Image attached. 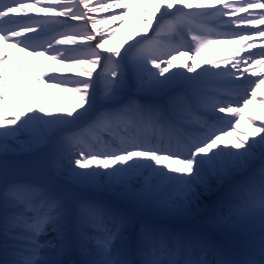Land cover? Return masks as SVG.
<instances>
[{"label":"snow or ice","instance_id":"obj_1","mask_svg":"<svg viewBox=\"0 0 264 264\" xmlns=\"http://www.w3.org/2000/svg\"><path fill=\"white\" fill-rule=\"evenodd\" d=\"M220 44L235 47L197 61ZM53 90L75 104L61 107ZM256 104L264 109V0H0V264H66L73 246L84 257L73 264H264ZM44 146L52 158L40 178L9 162ZM255 159L258 179L229 205L238 222L259 220L243 259L198 232L137 227L114 204L57 183L70 175L181 213L209 175Z\"/></svg>","mask_w":264,"mask_h":264},{"label":"bare ground","instance_id":"obj_2","mask_svg":"<svg viewBox=\"0 0 264 264\" xmlns=\"http://www.w3.org/2000/svg\"><path fill=\"white\" fill-rule=\"evenodd\" d=\"M121 38H122V33H118L116 35V37L114 38L113 42L114 43L119 42L121 40ZM234 47L235 46L232 44L215 45V46L210 47L209 49H206L205 52L200 57H197L196 59L198 62L203 61L205 59H220L221 57L226 56ZM25 59L28 61L29 66L33 69L34 72L38 70L39 62L34 57H30V56L26 55ZM49 63H51V62L49 61ZM53 66L55 67V65H53ZM181 70H183V69H181ZM53 94L56 98V102L61 107H64L65 103H67L68 105H74L75 104V101L71 99L70 93H61L58 90H53ZM249 111H251L253 113V115L257 114V111H259L260 114L264 115V109H261L259 104L252 106L251 109H249ZM242 129L249 131V132L252 130L251 127L248 125L247 121L242 122ZM46 153H48V149L37 152L28 161H19V163H11L10 161L9 162L12 165L18 166L20 170L23 169L20 167L27 165L31 168V169H29L30 172L37 173L39 171V166H41L40 164L43 163L46 159L45 158ZM10 155H11V153H10ZM43 158H45V159H43ZM51 158H52V152H51ZM51 158H49L47 160V162L43 163L42 165L47 166L50 163ZM261 163L262 162L260 159H255L253 161H250L246 168H244L240 171H233L229 175H224V176L209 175L207 178V191H205V188L203 186H201L199 188V189H201L200 193H206L207 195L209 193H213V192L221 193L222 194L221 202H223V205L222 204L218 205L214 200H212L209 203V205L207 206L206 211L212 213L217 208H221L223 210V213L225 214V216L229 217V205L232 203V201H231L232 194L236 192V191L232 190V188L234 187V185L236 183H239L241 181V180H238L236 177L239 176V178H244L246 173H249V170H251L252 168H254V169L260 168ZM57 183L60 187H62L64 190H66L69 193L83 194V195H90L91 196V191L88 188V184L85 183V184H79L78 185L70 175H65L63 177H60L58 179ZM115 191L120 193L121 189L117 190V188H116ZM223 191H225V192H223ZM96 192H98V191H96ZM123 200L125 201V203H127L125 205L131 206V205L135 204L134 200H125L124 198H123ZM217 201H218V199H217ZM196 202H198V201H196ZM111 203L114 204L116 207H118L117 204L121 205V203H119L118 201H111ZM239 204H240V202L236 201V202L232 203L231 205H239ZM195 205H196V203H195ZM140 208L142 209L141 206H140ZM193 208H194V205L192 206V208H189L187 210L188 213H190L191 209H193ZM204 208L205 207H203L200 210L193 209L194 212H192V213H198L199 211H203ZM156 211H158L157 213L160 216H157V217L155 216V218H157V220L160 217L162 218V222H158L157 224L168 227L167 225L169 224V222L172 221L173 217L169 216V217H167V219H165L162 216L163 212H159V211H161L160 209L157 208ZM176 214L177 213H175V215ZM185 214H187V213L181 212V213H179V216L181 217ZM128 215L133 217L137 227H138L139 223H141V222L153 223L155 221L153 218L145 219L142 217L139 219V216L135 213H130ZM189 215H191V214H189ZM138 219H139V221H138ZM174 219H176V217ZM192 224H194L193 219H191L189 225H181L179 228L176 229V231L198 232L197 230L194 231L193 227L191 226ZM224 224H225V230L227 232H229V235H231L233 239H236L239 241L240 246H242V247L249 246L251 248L254 245L258 244V237H259V233H260L258 218L247 217V218L243 219L242 221L238 222L236 216H231L230 219H228L226 221L224 220ZM168 228H170L171 230H174L173 226H170ZM198 233L202 234V232H198ZM54 235H55V233L51 234V236H54ZM70 248H71L70 258L73 259V258L78 257L80 252L78 250L74 249V247H70Z\"/></svg>","mask_w":264,"mask_h":264},{"label":"rangeland","instance_id":"obj_3","mask_svg":"<svg viewBox=\"0 0 264 264\" xmlns=\"http://www.w3.org/2000/svg\"><path fill=\"white\" fill-rule=\"evenodd\" d=\"M46 149H48V153H46V156H45L46 159L43 158V159H45V161L43 163H45V162H47V160L49 158H51L52 149H51L50 146H44V147H41L38 150H34V151H24V152H21V153H18V154H11L9 156V161L13 160L14 163H16V162L19 163V161H28L29 159L32 158V156L34 154H36L39 151L46 150ZM43 163H41L40 164L41 166H39L40 170L37 173H35L38 178L42 177L41 175H43V173L45 172V170L48 167V165L47 166L42 165ZM23 167L26 169L25 172H30L29 169H31V168L29 166L24 165ZM238 186H239V183L237 184V187ZM237 187H235L234 190H237ZM89 188H90V191L98 190L99 193H103L105 191H110V192L113 191L115 193L116 197H118V198H121V199L124 198L125 200H133V199H129V198H126V197L120 195V193L115 191V189H109V188H105V187L97 188L94 185H89ZM117 190H119V189L117 188ZM198 191L200 192L201 189H198ZM232 195L234 197V193ZM221 198H222V194L221 193L213 192V193H209L208 195L206 193H201V196H200L199 200H197L198 202H196V205H194L193 209L200 210L203 207H205L203 211H199L198 213H192V212H194V210L191 209L190 213H188V211L186 210L185 212L187 214H185V215H183L181 217L179 216V213H177L175 215V213H165V212H163L162 216L165 219H167V217L171 216V217H173L172 220H174V218L176 217V221H182V220L184 221L185 220L187 222H188V217L193 219L194 221H197V220H200V219H209L211 221L214 220L217 223L221 222V220H225L226 221V220L230 219V217L225 216V214L223 213V210L221 208H217L212 213L206 211L207 206L209 205V203L212 200H214L217 204H222L223 202H221ZM217 199H218V201H217ZM134 201H135L134 205L136 206V208L138 207L141 210V208H140V206H141L142 209L145 210L146 213L156 215V217L160 216L157 213L158 211H156V209H157L156 206H154L152 204H149V203H141V202H138L136 200H134ZM159 212H162V211H159ZM189 214H191V215H189ZM158 219H159L160 222H162V218L161 217L158 218ZM168 225L172 226L173 224H172V222H169ZM66 256H67V253H65V255L62 257V259L66 258Z\"/></svg>","mask_w":264,"mask_h":264}]
</instances>
